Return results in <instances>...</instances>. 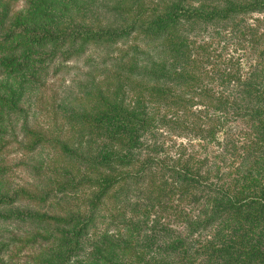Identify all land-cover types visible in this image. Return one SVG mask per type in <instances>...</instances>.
I'll return each instance as SVG.
<instances>
[{
	"label": "rangeland",
	"instance_id": "rangeland-1",
	"mask_svg": "<svg viewBox=\"0 0 264 264\" xmlns=\"http://www.w3.org/2000/svg\"><path fill=\"white\" fill-rule=\"evenodd\" d=\"M186 1L194 5L199 3L198 0ZM159 5L160 0H13L9 5V15L16 16L19 26L28 31H66L74 34L88 29L107 31L121 25L138 27V23L148 19ZM260 17H264V11L237 15L236 24H253ZM233 24L232 21L206 24L197 21L196 24L185 23L183 30L185 34L205 39L214 35V31L219 32L222 38L214 35L215 39L207 46L208 53L211 56L217 54L212 59H216L221 67L220 62L228 63L229 59L232 69L240 76L248 63L243 40L247 37L240 35L239 41L233 38L232 31L237 27ZM130 36L115 38L112 43H88L84 50L77 53H69L72 44L68 42L67 46H63L65 49L55 50L53 57L38 63L45 66L42 70L30 61L29 68L20 73L0 75V197H7L8 200L7 204L0 203V264H152L150 257L164 255L165 251L161 242V222H166L177 231L183 230L181 222L175 219L172 212L177 211V206L188 209L190 205L187 200L175 198L170 204L174 206L170 213L162 215L158 211V217L160 219L161 215L163 221L160 219L154 227L155 240H147L144 231L132 233L130 227L124 226L127 219L128 224L138 231L143 229L141 222L145 221L129 210V204L140 199L136 191L130 187L127 192L118 194V189L113 186L104 191L103 197H99L96 181L105 170L97 165L87 168L81 160L120 153L140 159L148 155L150 146L154 145L162 149L157 154L158 158L163 153L170 157L179 153L183 157L186 154L206 156L208 162L214 161L207 154L209 152L196 145L201 143L196 136L171 132L158 124L164 115L165 118L175 116L176 113L170 109L155 108L152 129L137 130L130 149L120 148L114 141L111 118H105V124L97 120L98 117L103 118L97 112L100 89L104 86L114 88L110 77L103 78L102 70L109 68L115 62L113 58L122 52L130 53L132 50L129 49L134 46L144 51L153 45L138 32ZM47 49L32 48L27 54L45 53ZM6 51L22 55V51L10 52L9 48ZM213 85L216 91L226 90ZM226 92H231V89L228 87ZM124 100L125 106L129 99ZM151 107L155 106L150 105L148 109ZM197 108L201 109L199 105L194 109ZM212 112L209 109L207 115ZM85 114H89L87 118L83 117ZM177 114L180 118L184 116L179 112ZM186 119L190 120V116L186 115ZM199 119L203 118L196 116L193 120ZM85 121L88 125H83ZM227 121L225 131H230V138L234 140L238 125L236 121ZM240 126L245 130L244 125ZM103 129H107L105 134ZM225 131L223 127L215 133L220 143L209 145L211 153L220 155L214 165L223 172V178L242 162L238 161L237 152L234 154L229 146H224ZM106 134L109 138L103 137ZM57 142L65 143L73 156L65 154ZM102 149L111 154L102 152ZM90 207L94 209V218L89 227H83L78 235H70L71 227L88 216ZM20 211L31 216L24 220H20L19 216H1L7 212L16 215ZM121 213L126 215V221L121 219L123 222L120 223ZM46 217H59L62 222ZM147 225L150 226V222ZM219 228L213 226L201 231L198 242H204L205 237L213 236ZM63 235H67L66 238ZM258 243L262 249L264 236ZM226 257L215 252L208 253L207 257L204 252L198 251L192 260L193 264H225ZM230 257V264H260L253 256L245 257L233 252ZM184 261L189 262V259H184L182 264L186 263Z\"/></svg>",
	"mask_w": 264,
	"mask_h": 264
},
{
	"label": "trees",
	"instance_id": "trees-1",
	"mask_svg": "<svg viewBox=\"0 0 264 264\" xmlns=\"http://www.w3.org/2000/svg\"><path fill=\"white\" fill-rule=\"evenodd\" d=\"M11 1L0 0V75L20 73L29 68L30 61L42 70L45 66L38 63L53 57L55 50H62L68 42L72 44L69 53L84 50L88 43H112L115 38L127 37L135 32L145 36L148 43H153L150 49L144 51L134 46L129 49L132 50L130 53L122 52L113 58L115 62L109 68L102 70L103 78L110 77L114 88L104 86L100 89L97 112L103 118L98 117L97 120L105 124L104 119L111 118L114 141L120 148L130 149L137 130L152 129L155 108L170 109L176 113L175 116L165 118L164 115L158 124L171 132L196 136L201 141L196 145L209 152L207 154L214 161L208 162L206 156L186 154L183 157L179 153L172 157L163 153L158 158L157 154L162 149L154 145L150 146L148 155L140 159L129 158L122 153L81 159L87 168L97 165L105 170L96 181L99 197H103L104 191L113 186L118 189V194L133 187L140 199L132 201L129 210L145 221L141 222L143 229L139 231L128 224V219L124 226L130 227L132 233L144 231L147 240L156 238L154 227L162 218L160 215L159 219L158 211L162 215L170 213L174 207L170 204L175 198L188 201V209L176 205L177 211L172 212L175 219L181 222L182 231H177L161 219V242L165 251L164 255L150 257L152 264H182L184 259H189V262L184 261L185 264H193L192 257L198 251L204 252L207 257L211 252L224 254L227 256L225 264H230L233 252L245 257L253 256L264 264V247L261 249L258 243L264 236V17L255 19L253 24H236L237 15L264 11V0H208L207 3L206 0H198L196 5L186 0H160L156 10L148 19L139 22L138 27L121 25L107 31L88 29L74 34L66 31L39 33L21 28L19 19L9 15ZM197 21L205 24L232 21L233 27L237 26L232 31L233 38L239 41L240 35L247 37L243 38L248 62L243 75L238 76L239 72L232 69L229 59L228 63L220 62L221 67L216 59H212L217 54L211 56L208 53L207 46L215 39L214 35L222 38L219 32L214 31V35L207 39L185 34L183 25L196 24ZM133 22L137 24L136 20ZM47 46L50 48L47 49ZM8 48L10 52L22 51V55L8 54ZM32 48H45L47 51L28 56ZM213 84L222 87V90L229 87L231 92L216 91ZM124 99H129L125 106ZM150 105L155 107L148 109ZM196 105L201 109L195 110ZM209 109L213 112L207 115ZM177 112L184 116L180 118ZM87 115L83 117L87 118ZM186 115L190 116V120L186 119ZM196 116L203 119L193 120ZM229 119L238 125L234 140L230 138V131H225ZM86 124L85 121L83 125ZM240 125H244L245 130ZM223 127L224 146H229L234 154L237 152L238 161H242L226 178L214 165L220 155L211 153L209 149V145L220 143L215 133ZM106 130L103 129L104 134ZM103 137L109 138L107 134ZM57 144L65 154L73 156L65 143ZM102 152L111 154L106 149ZM0 203L7 204V197H0ZM93 211L90 207L88 216L80 224L74 223L70 235H78L83 227H89L94 218ZM11 213L1 216H19L20 220L31 216L23 211L16 215ZM123 214L119 216H122L120 223L126 216ZM46 218L62 222L59 217ZM149 222L150 226L147 225ZM213 226L220 227L213 232V236L210 234L213 239L203 237L205 241L198 242L199 233ZM180 258L184 259L179 261Z\"/></svg>",
	"mask_w": 264,
	"mask_h": 264
}]
</instances>
